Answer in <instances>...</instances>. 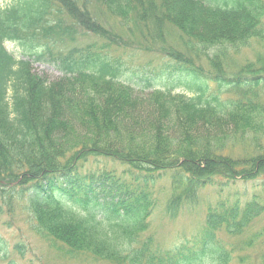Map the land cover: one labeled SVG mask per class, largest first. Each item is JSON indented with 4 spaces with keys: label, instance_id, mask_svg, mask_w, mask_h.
<instances>
[{
    "label": "trees",
    "instance_id": "obj_1",
    "mask_svg": "<svg viewBox=\"0 0 264 264\" xmlns=\"http://www.w3.org/2000/svg\"><path fill=\"white\" fill-rule=\"evenodd\" d=\"M8 1L0 7V213L23 202L41 238L116 264H230L219 235L238 237L264 213V52L233 64L264 42V0ZM93 2L120 29L95 16ZM169 28L198 64L168 44ZM88 35L97 42L80 45ZM129 40L166 62L125 66L116 52ZM30 61L62 76L45 80ZM99 159L136 174L126 181L85 170ZM160 172L172 173L179 192L165 207L171 220L217 179L257 182L260 193L221 200L173 250L151 237L135 249Z\"/></svg>",
    "mask_w": 264,
    "mask_h": 264
},
{
    "label": "rangeland",
    "instance_id": "obj_2",
    "mask_svg": "<svg viewBox=\"0 0 264 264\" xmlns=\"http://www.w3.org/2000/svg\"><path fill=\"white\" fill-rule=\"evenodd\" d=\"M8 5V0H0V7ZM91 5V11L95 16H99L105 23H110L120 29L117 26V20L108 16L101 5L96 2ZM124 35L129 36L127 33H124ZM168 35L167 42L170 46L184 52L187 58L192 57L198 64L196 57L189 54L188 50L182 45L181 34L176 29L169 28ZM91 42H97V39L90 35L82 37V40L78 41L80 45ZM126 45L127 48L116 52V55L123 59L125 66L155 69L159 64L166 62V58L157 48L145 50L135 42ZM6 48L16 58L21 57L22 53L16 44L7 43ZM259 52H264V42L253 41L250 48L243 50L241 55L233 59V64L242 65L244 61H254L256 54ZM30 62L32 63L33 73L45 80L53 82L62 76L61 72L46 62ZM205 62L203 60L202 64L205 70L208 71ZM179 91L183 92V90ZM149 93V90H145V94L139 97L146 99ZM99 161L100 166L88 165L89 167H86L85 170H92L93 172L94 170L100 172L105 170L115 171V175L120 180L126 181L136 174L131 168L122 166L116 161L113 162L108 159H99ZM155 175L157 180L152 182L149 189L156 200V206L148 221V229L141 233L137 243L133 246L135 249H139L141 243L151 237L159 250H173L199 232L205 224V217L209 208H214L221 200L230 199L229 196L235 192L239 194L247 192L248 196L253 192L260 193V189H254L255 186H259L257 182L245 183L237 180L222 186V180L217 179L215 185L206 186L204 189L199 190L198 205L191 208L185 203L178 216L171 220L165 211V207L172 200V197L179 192L172 187V173L160 172ZM219 187L223 188L222 191L219 190ZM15 206L11 214H8L6 210L2 214L0 213V264H116L110 260L96 259L87 253H71L62 244L56 241L49 242L46 238H41L34 230L33 218L25 204L19 202ZM219 236L222 241L231 247L230 264H264V213L254 219L247 230L238 237H232L223 232ZM17 246L21 247L22 253L16 250Z\"/></svg>",
    "mask_w": 264,
    "mask_h": 264
}]
</instances>
